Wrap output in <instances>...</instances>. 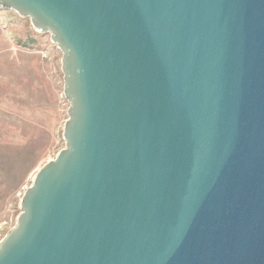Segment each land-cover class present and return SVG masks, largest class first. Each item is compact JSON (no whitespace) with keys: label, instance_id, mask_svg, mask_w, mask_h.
Here are the masks:
<instances>
[{"label":"water","instance_id":"95a60500","mask_svg":"<svg viewBox=\"0 0 264 264\" xmlns=\"http://www.w3.org/2000/svg\"><path fill=\"white\" fill-rule=\"evenodd\" d=\"M62 52L66 148L0 264H264V0H0Z\"/></svg>","mask_w":264,"mask_h":264},{"label":"rangeland","instance_id":"374dc122","mask_svg":"<svg viewBox=\"0 0 264 264\" xmlns=\"http://www.w3.org/2000/svg\"><path fill=\"white\" fill-rule=\"evenodd\" d=\"M62 57L50 34L0 8V242L38 171L66 148Z\"/></svg>","mask_w":264,"mask_h":264}]
</instances>
